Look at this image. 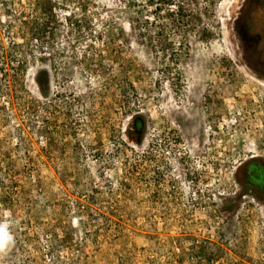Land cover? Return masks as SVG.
<instances>
[{"label": "rangeland", "instance_id": "374dc122", "mask_svg": "<svg viewBox=\"0 0 264 264\" xmlns=\"http://www.w3.org/2000/svg\"><path fill=\"white\" fill-rule=\"evenodd\" d=\"M144 1L0 0V264H264V0Z\"/></svg>", "mask_w": 264, "mask_h": 264}, {"label": "flooded vegetation", "instance_id": "af4514ba", "mask_svg": "<svg viewBox=\"0 0 264 264\" xmlns=\"http://www.w3.org/2000/svg\"><path fill=\"white\" fill-rule=\"evenodd\" d=\"M239 40L264 55V25L261 27L258 24L253 25L244 37L239 36ZM235 180L242 195L264 196V166L256 157H250L249 160L240 163L235 171Z\"/></svg>", "mask_w": 264, "mask_h": 264}, {"label": "clouds", "instance_id": "9594fccd", "mask_svg": "<svg viewBox=\"0 0 264 264\" xmlns=\"http://www.w3.org/2000/svg\"><path fill=\"white\" fill-rule=\"evenodd\" d=\"M13 240V237L8 231V225L0 224V251H3Z\"/></svg>", "mask_w": 264, "mask_h": 264}, {"label": "trees", "instance_id": "16d2710c", "mask_svg": "<svg viewBox=\"0 0 264 264\" xmlns=\"http://www.w3.org/2000/svg\"><path fill=\"white\" fill-rule=\"evenodd\" d=\"M153 1H156V0H145L144 2H145V4L147 3L149 7H150V6L152 7V6H156V5H154ZM157 1H158V0H157ZM130 3L132 4V3H134V2H130ZM156 3H157V2H156ZM164 5L166 6V11H167V13H170V14H174V13H175V11L172 10V9L170 8L171 4H170L169 1L166 0V2L164 3ZM176 11L178 12V10H176ZM2 59H3V58H2ZM136 129H137L138 131H139L140 129H142V123H141V122L136 121Z\"/></svg>", "mask_w": 264, "mask_h": 264}]
</instances>
